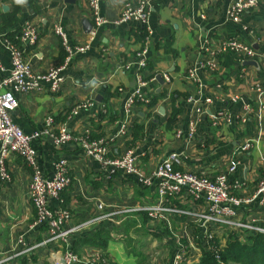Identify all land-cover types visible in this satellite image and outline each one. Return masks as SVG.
Wrapping results in <instances>:
<instances>
[{"label":"crops","instance_id":"0c3cea01","mask_svg":"<svg viewBox=\"0 0 264 264\" xmlns=\"http://www.w3.org/2000/svg\"><path fill=\"white\" fill-rule=\"evenodd\" d=\"M99 1L107 22L88 48L67 62L59 90L50 91L44 83L41 91L16 92L18 105L11 111L23 132H42L31 144L45 176L53 174L57 160H66L70 182L60 202L50 203L70 212L68 244L44 243L45 229L30 227L35 218L28 194L31 169L21 156L11 154L6 160L10 179L0 184V264H51L67 245L82 260L100 251L113 264H171L182 249L186 264L199 261L206 249L201 217L206 204L183 192L168 200L172 210L164 219L148 217L145 208L159 201L156 184L143 186L133 175L111 172L86 155L80 141L86 129L90 138L108 140L111 157L133 149L144 175L171 152L179 155L174 168L208 177L236 163L228 185L248 201L235 208L231 224L208 225L211 240L222 246L228 235L250 232L240 224L264 225V203L254 196L264 176V93L256 90L264 88V0L239 21L226 13L234 0H151L147 25L115 23L124 3L136 0ZM25 21L37 29L36 42L24 51L36 72L61 65L66 57L54 25L62 27L71 46L87 43L92 26L87 0H26L23 5L0 0V79L11 67L6 41L19 43ZM228 37L249 45L254 55L219 53L214 71L199 69L197 80H188V67L213 57ZM141 50H146V66L138 69ZM138 77L146 83L142 90L149 102L136 103L125 116L122 105ZM85 101L93 104L72 112ZM47 117L53 119L48 134L43 133ZM124 120L125 133L119 134ZM189 121L195 122L191 135ZM62 127L74 139L58 145L52 134ZM247 141L250 147L242 151Z\"/></svg>","mask_w":264,"mask_h":264},{"label":"built area","instance_id":"2783aa9c","mask_svg":"<svg viewBox=\"0 0 264 264\" xmlns=\"http://www.w3.org/2000/svg\"><path fill=\"white\" fill-rule=\"evenodd\" d=\"M150 1L136 0L135 4L131 2L124 3V7L115 23L134 20L142 25H147ZM258 3L259 0H234L226 9V13L233 21H239L244 12L256 7ZM87 5L92 19V26L87 33V43L71 46L62 27L60 25L53 26L54 32L60 36L63 48L66 51V57L61 65L50 67L44 72H36L25 61V48L33 45L37 40V29L31 21L23 23L21 32L18 35V44L6 41L10 53L11 67L8 75L0 79V184L10 179L6 166L8 156L11 154L21 156L31 169L28 194L35 209V218L30 227H43L45 229L47 237L44 243H62L66 245L70 238V230L65 228V223L70 217L69 210L62 207L60 203L55 207L51 206L50 203L51 200L60 202L61 193L70 182L67 163L64 158L57 160L54 163L53 174L49 177L45 176L38 166L36 150L31 144L42 132H23L13 122L11 111L18 105L16 92L41 91L44 89V83L48 85L50 91L59 90L63 78L62 71L67 62L73 54L84 52L88 48V44L95 39L98 28L107 22L106 18L101 15L99 0H87ZM213 52V57L199 61L197 66L188 67L185 75L188 80L196 81L199 69L214 71L217 68L216 55L219 53L234 52L239 53L242 57H252L254 55V50L249 45L234 37H228L220 41L217 49ZM135 64L138 69L146 66V50L137 53ZM128 67L129 65H125V68ZM165 78L168 79L166 75ZM145 84V81L138 77L137 85L124 99L122 108L125 116L131 113L136 103L146 104L149 102L142 90ZM256 90L259 94L264 93V88L258 87ZM92 104L91 101L82 102L72 112L76 113L77 109L89 107ZM245 110H247V107H245ZM243 116L242 120L244 119ZM52 120L51 117L46 118L47 127L44 128L43 133H50L48 127L51 126ZM194 128L195 122L189 121V135L193 133ZM125 129L126 120L120 123L118 133L124 134ZM52 136L54 142L58 145L74 139V136L63 127L59 133L52 134ZM80 141L85 154L95 158L109 171L120 170L127 175H133L137 182L143 186L156 184L159 201L157 204L145 208L148 217L152 219H164L165 213L172 210L168 200L180 193L184 192V194L194 199L202 200L207 208L206 212L201 215L202 225H204V245L206 249L212 252H215L216 249L208 244L213 236L208 230V225L211 223L231 224L233 222L231 218L236 213L235 208L248 201V199L234 195L228 185V174L235 169L236 163L230 165L227 171L208 177L193 171H182L174 168V165L179 162V155L171 152L162 159L150 175H144L137 165V156L133 149L128 148L122 155L111 157L109 156L108 140L105 138H90L87 129L80 136ZM249 147L250 142L247 141L242 144L240 149L246 151ZM257 195L261 197L264 203V176L257 184L254 196ZM240 225L250 232L264 233V225ZM18 242L25 245L23 238H20ZM67 246L63 252L56 253L53 256L51 264H82L103 261V254L100 251L94 252L89 258L82 260L77 253L69 248V245ZM183 253V249L176 251L171 264H186Z\"/></svg>","mask_w":264,"mask_h":264},{"label":"trees","instance_id":"16d2710c","mask_svg":"<svg viewBox=\"0 0 264 264\" xmlns=\"http://www.w3.org/2000/svg\"><path fill=\"white\" fill-rule=\"evenodd\" d=\"M31 2L32 0H27ZM18 9H14V13ZM13 13V12H12ZM14 21H18L13 14ZM153 103V102H152ZM214 246L215 252L203 249L200 259L196 264H264V233L246 232L238 237L236 234L228 235L225 243L221 246L210 240L208 243ZM101 246H104L102 243ZM103 261L82 264H113L104 254Z\"/></svg>","mask_w":264,"mask_h":264},{"label":"clouds","instance_id":"9594fccd","mask_svg":"<svg viewBox=\"0 0 264 264\" xmlns=\"http://www.w3.org/2000/svg\"><path fill=\"white\" fill-rule=\"evenodd\" d=\"M14 2L18 5H23L24 3H26V0H14Z\"/></svg>","mask_w":264,"mask_h":264},{"label":"water","instance_id":"95a60500","mask_svg":"<svg viewBox=\"0 0 264 264\" xmlns=\"http://www.w3.org/2000/svg\"><path fill=\"white\" fill-rule=\"evenodd\" d=\"M88 27H90L91 28V24H89V26ZM157 79H159V81H162V78H161V76L160 75H157Z\"/></svg>","mask_w":264,"mask_h":264}]
</instances>
